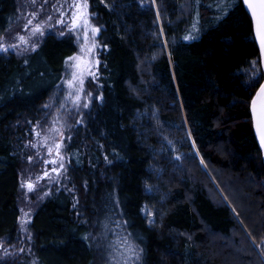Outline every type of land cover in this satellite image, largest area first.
Returning <instances> with one entry per match:
<instances>
[{"label":"trees","instance_id":"trees-1","mask_svg":"<svg viewBox=\"0 0 264 264\" xmlns=\"http://www.w3.org/2000/svg\"><path fill=\"white\" fill-rule=\"evenodd\" d=\"M88 5L102 99L67 144V187L33 214L31 255L0 264H123L124 241L137 246L136 264H264V163L249 106L263 74L245 71L253 60L261 69L242 0ZM17 9L0 0V37ZM76 48L72 35L50 33L26 54L0 51V240L9 245L20 149Z\"/></svg>","mask_w":264,"mask_h":264},{"label":"rangeland","instance_id":"rangeland-1","mask_svg":"<svg viewBox=\"0 0 264 264\" xmlns=\"http://www.w3.org/2000/svg\"><path fill=\"white\" fill-rule=\"evenodd\" d=\"M16 1V17L0 37V43L7 48V51L2 52L26 54L34 50L50 33L58 37L72 35L77 48L66 59L61 80L41 104L42 117L31 127L24 148L20 149L19 231L16 241L10 245L6 238L0 240V260L21 252L31 255L30 222L33 214L53 191L67 187V144L74 130L77 127L83 128L93 113L95 103L102 99L97 82L101 45L97 40L98 31L93 35V30L98 27L91 19L88 0H35V3L33 0ZM29 20H32L31 24H28ZM37 26L40 31L34 33L33 29ZM21 36L24 42H21ZM245 71L250 77L262 73L255 60ZM29 184L32 185L31 189ZM124 244L123 264H136L137 246L133 242L126 244L124 241ZM256 246L264 253L260 245ZM105 247L108 248V239ZM33 260V264H36Z\"/></svg>","mask_w":264,"mask_h":264},{"label":"water","instance_id":"water-1","mask_svg":"<svg viewBox=\"0 0 264 264\" xmlns=\"http://www.w3.org/2000/svg\"><path fill=\"white\" fill-rule=\"evenodd\" d=\"M242 2L252 20L253 35L259 49V59L263 73V79L255 90L249 106L254 134L261 150L264 163V93H261L259 96L257 95V93L260 92L261 86L264 85V27H261L258 31L257 26V21L261 13L264 12V8L260 5L259 0H250L251 7H249V4L245 3V0H242ZM253 10L256 13L255 19L253 17Z\"/></svg>","mask_w":264,"mask_h":264},{"label":"snow or ice","instance_id":"snow-or-ice-1","mask_svg":"<svg viewBox=\"0 0 264 264\" xmlns=\"http://www.w3.org/2000/svg\"><path fill=\"white\" fill-rule=\"evenodd\" d=\"M33 3H35V0H33ZM245 3L249 4V7H251V3H250V0H245ZM259 3L260 5L262 6V8H264V0H259ZM75 7H81V5H75ZM84 7H86V4L84 5ZM253 17L254 19L256 18V13L255 11L253 10ZM62 22V21H61ZM32 23V20H29L28 21V24H31ZM257 26H258V31L260 30L261 27H264V12L261 13V16L259 18V20L257 21ZM27 27V26H26ZM40 31V28L37 26L35 29H33V32H39ZM98 31V29H94L93 30V35H95V32ZM20 40L21 42H24V37L21 36L20 37ZM0 51H7V48H5L3 46L2 43H0ZM69 59H72V58H69ZM70 86H71V82H70ZM261 93H264V85L261 86V89H260V92L257 93V95L259 96ZM58 147V146H57ZM51 151V150H50ZM54 163V161H53ZM61 167H63V165H61ZM47 174V173H46ZM29 189H31L32 185L29 184L28 185Z\"/></svg>","mask_w":264,"mask_h":264},{"label":"bare ground","instance_id":"bare-ground-1","mask_svg":"<svg viewBox=\"0 0 264 264\" xmlns=\"http://www.w3.org/2000/svg\"><path fill=\"white\" fill-rule=\"evenodd\" d=\"M67 62V61H66Z\"/></svg>","mask_w":264,"mask_h":264}]
</instances>
